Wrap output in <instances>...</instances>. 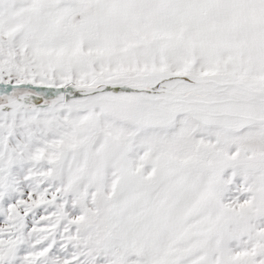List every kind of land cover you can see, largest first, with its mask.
<instances>
[{"label":"snow or ice","instance_id":"6c2138e0","mask_svg":"<svg viewBox=\"0 0 264 264\" xmlns=\"http://www.w3.org/2000/svg\"><path fill=\"white\" fill-rule=\"evenodd\" d=\"M0 264H264V0H0Z\"/></svg>","mask_w":264,"mask_h":264}]
</instances>
